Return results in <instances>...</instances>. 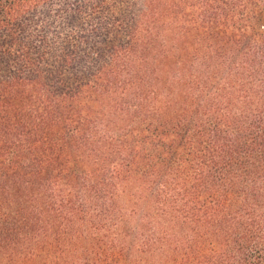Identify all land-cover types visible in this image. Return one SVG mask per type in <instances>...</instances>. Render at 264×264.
Instances as JSON below:
<instances>
[{
	"label": "trees",
	"instance_id": "obj_1",
	"mask_svg": "<svg viewBox=\"0 0 264 264\" xmlns=\"http://www.w3.org/2000/svg\"><path fill=\"white\" fill-rule=\"evenodd\" d=\"M0 264H264V0H0Z\"/></svg>",
	"mask_w": 264,
	"mask_h": 264
}]
</instances>
